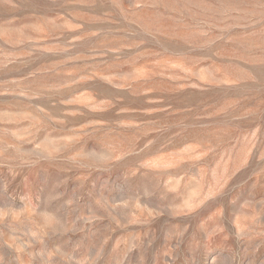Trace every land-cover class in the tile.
Returning <instances> with one entry per match:
<instances>
[{
	"label": "rangeland",
	"instance_id": "1",
	"mask_svg": "<svg viewBox=\"0 0 264 264\" xmlns=\"http://www.w3.org/2000/svg\"><path fill=\"white\" fill-rule=\"evenodd\" d=\"M0 264H264V0H0Z\"/></svg>",
	"mask_w": 264,
	"mask_h": 264
}]
</instances>
